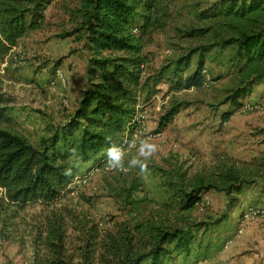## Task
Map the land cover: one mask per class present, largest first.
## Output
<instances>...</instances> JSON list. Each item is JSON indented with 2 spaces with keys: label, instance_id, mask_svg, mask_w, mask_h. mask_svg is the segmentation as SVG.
<instances>
[{
  "label": "rangeland",
  "instance_id": "1",
  "mask_svg": "<svg viewBox=\"0 0 264 264\" xmlns=\"http://www.w3.org/2000/svg\"><path fill=\"white\" fill-rule=\"evenodd\" d=\"M85 1L43 0L42 22L0 63V91L11 98L9 120L1 126L35 146L54 138L57 146L65 144L64 126L87 86ZM157 1L148 27L136 18L130 32L146 58L147 74L163 78L159 93L140 99L135 126L119 137L121 170L109 167L107 148L86 157L73 153L70 192L57 202L17 209L0 195V264H48L55 249L49 238L53 225L62 228L60 252L77 262L102 252L109 234L149 220L192 236L187 251H173L163 264H264V181L251 180L240 193L204 188L215 173L247 168L246 162L264 155V78L241 82L237 45L222 43L227 34L212 17L222 0ZM197 29L209 31L187 35ZM190 54L189 65L181 64ZM199 60L204 84L177 86V77L193 73ZM57 70L64 84L52 85ZM80 134L78 127L70 141ZM192 194L199 201L186 208Z\"/></svg>",
  "mask_w": 264,
  "mask_h": 264
},
{
  "label": "trees",
  "instance_id": "2",
  "mask_svg": "<svg viewBox=\"0 0 264 264\" xmlns=\"http://www.w3.org/2000/svg\"><path fill=\"white\" fill-rule=\"evenodd\" d=\"M158 3L157 0L84 2V30L91 51L88 82L73 116L64 126L65 144L61 147L57 146L58 138L50 145L43 143L38 147L3 128L1 124L9 120L11 98L0 91V195L11 207L23 209L33 203L50 205L63 198L70 192L73 168L69 159L73 153L86 157L103 148H115L120 143V135L135 126L133 118L140 99L147 101L160 92L158 84L163 76L147 74L146 58L130 32L136 18L141 19V28L148 27ZM43 5V0H0V63L20 39L42 22ZM212 17L217 28L227 34L222 43L237 45L241 82L253 85L263 79L264 0H222ZM202 31L209 30H190L187 35H199ZM112 50L123 54H103ZM190 59L191 54L183 56L180 63L188 66ZM203 66V60H199L193 73L177 77L176 85L184 89L201 87L205 81ZM177 111L172 110L170 116ZM224 117L228 119V115ZM78 127H81L79 139L70 141ZM245 165L248 167H230L215 173L204 188L240 193L251 180L264 181V155ZM198 201L199 197L192 194L185 207L191 208ZM49 234L55 249L48 264H141L147 259L150 264H163L173 251H187L192 241L189 230L150 220L136 222L129 231L109 234L97 256L91 253L74 262L59 250L63 240L61 225L51 226ZM167 244L174 246L169 248Z\"/></svg>",
  "mask_w": 264,
  "mask_h": 264
},
{
  "label": "clouds",
  "instance_id": "3",
  "mask_svg": "<svg viewBox=\"0 0 264 264\" xmlns=\"http://www.w3.org/2000/svg\"><path fill=\"white\" fill-rule=\"evenodd\" d=\"M150 148L152 152L157 150V146L155 144H150ZM108 156V165L111 169L121 170L122 166L120 165L121 160V152L117 151L115 148L110 147L107 152ZM147 171V167H142V173Z\"/></svg>",
  "mask_w": 264,
  "mask_h": 264
},
{
  "label": "built area",
  "instance_id": "4",
  "mask_svg": "<svg viewBox=\"0 0 264 264\" xmlns=\"http://www.w3.org/2000/svg\"><path fill=\"white\" fill-rule=\"evenodd\" d=\"M59 83L64 84V76H63V74H62V72L60 70H57L55 79L52 81L51 84L52 85H56V84H59Z\"/></svg>",
  "mask_w": 264,
  "mask_h": 264
},
{
  "label": "crops",
  "instance_id": "5",
  "mask_svg": "<svg viewBox=\"0 0 264 264\" xmlns=\"http://www.w3.org/2000/svg\"><path fill=\"white\" fill-rule=\"evenodd\" d=\"M77 106V105H76Z\"/></svg>",
  "mask_w": 264,
  "mask_h": 264
}]
</instances>
